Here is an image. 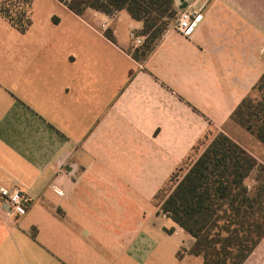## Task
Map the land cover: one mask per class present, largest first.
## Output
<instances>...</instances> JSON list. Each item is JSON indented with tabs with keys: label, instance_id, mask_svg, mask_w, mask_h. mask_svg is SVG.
Segmentation results:
<instances>
[{
	"label": "crops",
	"instance_id": "crops-1",
	"mask_svg": "<svg viewBox=\"0 0 264 264\" xmlns=\"http://www.w3.org/2000/svg\"><path fill=\"white\" fill-rule=\"evenodd\" d=\"M41 2L23 33L0 15V188L33 199L17 216L0 198V264L136 261L148 234L126 229L132 208L206 134L264 164V144L231 119L264 75V0H200L193 34L169 28L143 61L127 11ZM168 237L186 263L194 238L176 224ZM244 264H264V239Z\"/></svg>",
	"mask_w": 264,
	"mask_h": 264
},
{
	"label": "trees",
	"instance_id": "trees-1",
	"mask_svg": "<svg viewBox=\"0 0 264 264\" xmlns=\"http://www.w3.org/2000/svg\"><path fill=\"white\" fill-rule=\"evenodd\" d=\"M58 1L79 16L88 10L127 11L146 36L133 53L139 61L152 53L179 12L176 0ZM31 8L32 0H4L0 15L23 33L32 22ZM231 119L264 144V75ZM187 162L154 196L157 207L194 238L187 254L203 264H244L264 239V164L222 132L206 134Z\"/></svg>",
	"mask_w": 264,
	"mask_h": 264
},
{
	"label": "rangeland",
	"instance_id": "rangeland-1",
	"mask_svg": "<svg viewBox=\"0 0 264 264\" xmlns=\"http://www.w3.org/2000/svg\"><path fill=\"white\" fill-rule=\"evenodd\" d=\"M36 1H37L38 8L46 7V4L44 2L42 3L41 0H36ZM57 8H60V6H58ZM17 10H19V8ZM174 23L175 21L171 23L170 28H172V25ZM145 41H146V36H145ZM142 46L143 45H141L140 47ZM211 133L213 136V131H211ZM208 139L209 138L205 139L204 143H207ZM202 148H203V145L201 146V149ZM201 149H199L198 151L200 152ZM260 150L263 152L264 148H261ZM257 153L258 155L260 154L259 152ZM260 157H263V156H260ZM261 159H264V158H261ZM185 162H187V160ZM167 182L163 185V187L167 184ZM251 183H252V179H250L249 181V184ZM156 194L157 193H155V195ZM131 216H132V219L130 220L128 227L126 229L129 232L130 231L131 232H144L146 233V235L148 234L147 235L148 240L144 244L142 245L140 244L142 248L144 249V252L139 255L138 260L127 263L123 258L122 263H126V264H179L178 262H176L177 254L174 252V240L168 237V233L172 232V228L175 226V224L171 220H169L168 217L160 211V209L157 207L155 203L154 197H153V201L149 199H142V198L137 200L136 205L132 208ZM142 220H143V224H140L142 223L140 222ZM179 253L183 254L182 258L184 257L186 258L185 259L186 263L184 264H202L201 258L196 259L188 255L186 253V249L184 248H181ZM111 254L112 252L110 253V255ZM160 257L162 258V261L159 260Z\"/></svg>",
	"mask_w": 264,
	"mask_h": 264
},
{
	"label": "built area",
	"instance_id": "built-area-1",
	"mask_svg": "<svg viewBox=\"0 0 264 264\" xmlns=\"http://www.w3.org/2000/svg\"><path fill=\"white\" fill-rule=\"evenodd\" d=\"M204 19L203 6L200 0H188V6L184 10H179L172 28L185 37H190L195 29ZM106 25L103 23L102 27ZM130 38L136 48L144 44L145 36L140 32L132 30ZM0 198L10 207L12 214L25 216L32 205L33 199L17 187H1Z\"/></svg>",
	"mask_w": 264,
	"mask_h": 264
},
{
	"label": "water",
	"instance_id": "water-1",
	"mask_svg": "<svg viewBox=\"0 0 264 264\" xmlns=\"http://www.w3.org/2000/svg\"><path fill=\"white\" fill-rule=\"evenodd\" d=\"M178 10H184L188 6V0H176Z\"/></svg>",
	"mask_w": 264,
	"mask_h": 264
}]
</instances>
